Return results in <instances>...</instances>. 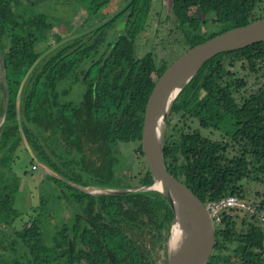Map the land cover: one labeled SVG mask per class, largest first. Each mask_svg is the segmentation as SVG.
<instances>
[{
    "label": "trees",
    "instance_id": "1",
    "mask_svg": "<svg viewBox=\"0 0 264 264\" xmlns=\"http://www.w3.org/2000/svg\"><path fill=\"white\" fill-rule=\"evenodd\" d=\"M110 1L89 0L80 27L70 36H56L54 43L70 40L47 54L27 77L19 114L34 159L20 137L16 94L30 66L51 46L35 54L30 38L42 35L51 25L44 15L26 16L21 10L23 0H0V57L5 74V83L0 84V118L7 110L0 127V230L6 234L2 249L12 253L8 259L0 252L3 264H154L149 243L167 238L173 212L159 192L97 195L67 183L136 187L124 175L125 168H119L123 161L119 145L136 143L143 159L140 140L145 106L155 81L167 68H156L150 52L134 57L123 46L129 44L128 38L109 40L124 15L121 8L109 12ZM136 4L133 0L125 9L131 18L143 12ZM168 7L181 23L191 24L201 15L203 29L212 26L205 36L198 27L189 48L264 17V0H168ZM24 26L32 32L22 37ZM252 59H264V42L215 56L172 106V114L182 112L183 118H195L200 129L218 131L224 137L213 140L200 129L179 128L173 141L176 126L165 135L166 169L204 204L227 195L245 199L243 187L251 167L255 159H264V81L260 82L264 66L262 71L251 67ZM237 64L241 68L247 64L252 73L260 74L256 78L260 87L248 96L241 92L246 82L229 68ZM74 85L84 87L82 99H64ZM46 133H59L75 156L56 152ZM11 145L14 153L15 145L23 146L29 164L37 161L60 177L46 173L39 182L37 205L23 212L14 206L20 185L11 176L15 171ZM5 156L10 163L6 171L2 167ZM140 176L136 188L152 184L143 160ZM62 201L70 211L67 221L60 216ZM258 207L262 209V203ZM241 216L221 214L219 224L214 225L215 245L207 264H220L224 257L238 264H264V227L256 216L245 215L248 221L242 218L238 224Z\"/></svg>",
    "mask_w": 264,
    "mask_h": 264
},
{
    "label": "rangeland",
    "instance_id": "2",
    "mask_svg": "<svg viewBox=\"0 0 264 264\" xmlns=\"http://www.w3.org/2000/svg\"><path fill=\"white\" fill-rule=\"evenodd\" d=\"M23 1V9L21 10L26 16L32 17L34 15H44L46 17V22L51 25V28L44 30L42 35H34L30 38L33 52L35 54H39L44 49L48 48L49 45L54 43L56 36H70L72 32L80 27L86 17V8L89 0ZM127 1L128 0H111L108 5L109 12H114L115 10L118 11ZM135 8L137 10H143V12L139 15L134 14L133 18H131L129 16V10L126 11L120 19L119 25H117L116 29L111 33L109 40L115 43L119 36L122 37V40L128 38L130 40L129 44H123L124 48L131 52L134 57H141L145 53L150 52L154 58L156 68H160V66L163 65L168 67L185 51H187L189 49V40H191V38L196 34L198 27L202 28L200 33L202 36L206 35L205 31L208 28L212 30L211 25L207 27V29H203V17L201 15L195 16L191 24L188 22L181 23L170 14L168 0H137ZM122 22L128 23L126 28L121 26ZM20 30L21 35H23L22 37L27 34L29 35L32 32L29 29V26H24ZM8 44H11V41H9ZM1 63L2 61H0V77L3 76L4 70ZM250 65L253 68L261 69L262 71L264 59H252L250 61ZM225 68H228L227 63H225ZM229 68L231 71L236 73V77L246 82V86L241 89L242 94L248 96L260 87V83L256 80V78H260V74L252 73L250 68L247 67V64L244 68H241L240 64ZM261 81L263 82L264 80L260 79V82ZM83 92L84 87H81V85H74L71 95L64 99L69 100L68 98H70L80 101L82 99ZM173 126H176V129L172 132L174 133L171 138L173 141L178 136L177 129L179 128L184 129L185 131L200 129L198 121L195 118H191L189 116L183 118L182 112L174 114L170 112L169 118L166 121L165 135L170 132V129ZM200 131L202 135L213 140H224V137H222L221 133L218 131H213L211 129H200ZM44 136L47 140H49L50 144L54 146V149L59 154L69 153L71 156H75V153L69 150V148L63 143L59 133H46ZM136 148V143L119 145L120 159L123 160L122 164L119 165V168H125L122 171L127 177V180L137 187L142 178L140 173L142 170L143 159L141 160L139 157V154L136 152ZM9 150L13 154L14 145H11ZM18 155L19 158L16 157ZM13 158H15V160L12 165L14 166L15 171L14 173H11V176L13 174V178L17 179L15 182H18L20 185L19 193L16 196L14 206L23 212L28 208L37 205L39 200V182L44 178L47 172L38 166L37 163L34 165L29 164V157L24 151L22 145H19L18 148L15 145ZM2 164L4 171L9 170V156L4 157ZM262 166H264V159H255L254 164L251 167L252 172L250 173V178H248L244 183L243 192L245 195L244 198L247 201L257 204L258 206L262 203V208H264V169H260ZM128 167H130L131 170L128 169ZM60 208L64 210L63 214L60 215L62 216L61 219L63 221L69 220L70 211L68 205L62 201ZM242 218L246 219L244 216H241L238 218L239 220H237L238 224H240ZM53 223L54 222L52 221L49 225L51 226ZM18 225H21V223ZM4 238L6 239V234L0 230V252L9 259L12 257V253L8 250L2 249V241ZM148 238H150V236ZM167 239L168 235L165 241L162 239H159L158 241L156 239L150 241V248L153 249L152 258L154 264L168 263ZM57 264L66 263L64 261H60ZM220 264L238 263L233 262L229 257H224L221 259Z\"/></svg>",
    "mask_w": 264,
    "mask_h": 264
},
{
    "label": "water",
    "instance_id": "3",
    "mask_svg": "<svg viewBox=\"0 0 264 264\" xmlns=\"http://www.w3.org/2000/svg\"><path fill=\"white\" fill-rule=\"evenodd\" d=\"M132 2L133 0L129 3ZM129 3L123 8L124 10ZM107 22H103L93 28V30L103 26ZM68 40L70 38L53 45L50 50L39 57L38 61ZM262 42H264V17L246 26L227 30L203 43L189 48L157 78L145 106L140 140L143 160L153 180L151 185L131 189H109L93 186H78L64 179L63 181L82 192L97 195L130 193L145 190L159 192L166 199L173 212L167 239V264H207L214 250L215 227L205 204L185 184L171 175L165 167L163 147L166 121L169 118L172 106L179 93L206 62L219 54L243 49ZM27 77L28 74L21 82L17 95V121L21 140L30 156L35 159L22 132L19 115V96ZM160 120H162L163 125L158 130L157 125ZM36 163L46 170L47 174L60 178L41 163L37 161ZM158 183L160 187H158ZM176 223L185 235L182 244L177 249L171 251L169 241L172 227ZM0 264H3L1 254Z\"/></svg>",
    "mask_w": 264,
    "mask_h": 264
},
{
    "label": "built area",
    "instance_id": "4",
    "mask_svg": "<svg viewBox=\"0 0 264 264\" xmlns=\"http://www.w3.org/2000/svg\"><path fill=\"white\" fill-rule=\"evenodd\" d=\"M205 206L214 225L219 224L223 212L240 213L242 216H256L258 222L264 225V208L259 209L257 204L235 195H227L216 201L207 202Z\"/></svg>",
    "mask_w": 264,
    "mask_h": 264
},
{
    "label": "bare ground",
    "instance_id": "5",
    "mask_svg": "<svg viewBox=\"0 0 264 264\" xmlns=\"http://www.w3.org/2000/svg\"><path fill=\"white\" fill-rule=\"evenodd\" d=\"M162 125H163L162 120H160L157 125L158 130L162 127ZM158 187H160L159 183H158ZM184 235L185 234L180 229L179 225L177 223L174 224L171 230V236L169 241V247L171 251L177 249L182 244L184 240Z\"/></svg>",
    "mask_w": 264,
    "mask_h": 264
},
{
    "label": "flooded vegetation",
    "instance_id": "6",
    "mask_svg": "<svg viewBox=\"0 0 264 264\" xmlns=\"http://www.w3.org/2000/svg\"><path fill=\"white\" fill-rule=\"evenodd\" d=\"M129 1L130 0H128L126 3H129ZM126 3H124L123 5H122V8L121 9H123L124 8V6H125V4ZM127 10V9H126ZM126 10H124L123 11V14L126 12ZM55 44H57V43H52L51 44V46H50V48H48L45 52H47L48 50H50L51 49V47L53 46V45H55ZM56 49V48H55ZM54 49V50H55ZM44 52V53H45ZM44 53H42L40 56H42ZM51 53V52H50ZM39 56V57H40ZM39 57L33 62V64L30 66V68L28 69V71L26 72V74H25V76L23 77V79L26 77V75L28 74V76L30 75V73L33 71V69L41 62V60L44 58H42L40 61H38V59H39ZM1 61V60H0ZM38 61V62H37ZM1 65H2V68H4V65H3V63H1ZM31 68H33L32 69V71H30V69ZM3 77V78H2ZM2 77H0V84L1 83H5V74H4V70H3V76ZM23 79H22V81H23ZM26 80H27V78L25 79V83H26ZM21 81V82H22ZM21 82H20V84H19V87H18V90H17V94H16V108H17V95H18V92H19V90H20V85H21ZM24 83V84H25ZM24 84H23V87H24ZM23 87H22V89H23ZM21 92H22V90H21ZM20 96H21V93H20ZM20 96H19V106H20ZM16 111H17V109H16ZM6 112H7V110L5 109V112H4V114H3V116L0 118L1 119V121H0V127H1V125L3 124V122H4V119H5V115H6ZM20 115V114H19ZM18 122V121H17ZM39 166V165H38Z\"/></svg>",
    "mask_w": 264,
    "mask_h": 264
}]
</instances>
